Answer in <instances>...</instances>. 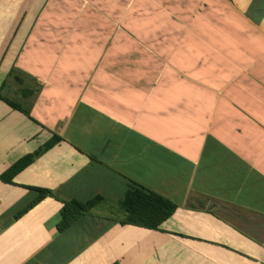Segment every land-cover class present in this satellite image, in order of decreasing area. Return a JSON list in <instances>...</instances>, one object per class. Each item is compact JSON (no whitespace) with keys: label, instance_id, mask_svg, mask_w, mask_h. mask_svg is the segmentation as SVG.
Listing matches in <instances>:
<instances>
[{"label":"crops","instance_id":"1","mask_svg":"<svg viewBox=\"0 0 264 264\" xmlns=\"http://www.w3.org/2000/svg\"><path fill=\"white\" fill-rule=\"evenodd\" d=\"M0 264H264V0H0Z\"/></svg>","mask_w":264,"mask_h":264},{"label":"trees","instance_id":"2","mask_svg":"<svg viewBox=\"0 0 264 264\" xmlns=\"http://www.w3.org/2000/svg\"><path fill=\"white\" fill-rule=\"evenodd\" d=\"M56 139L57 141L59 140L58 137ZM44 150L45 149H40L36 153L20 159L3 176L4 179L12 181L17 173L30 165ZM31 189L36 190L38 196L29 203L17 217L32 209L47 196H56V194L46 188L31 187ZM102 200L103 196L101 195L88 201L76 199L65 200L60 213L59 230L63 232L71 227L83 216L89 214ZM120 206L126 216L125 219L120 221L121 224H132L156 230H160L161 225L174 214L178 207L171 199L135 182L131 185L126 197L121 201Z\"/></svg>","mask_w":264,"mask_h":264},{"label":"rangeland","instance_id":"3","mask_svg":"<svg viewBox=\"0 0 264 264\" xmlns=\"http://www.w3.org/2000/svg\"><path fill=\"white\" fill-rule=\"evenodd\" d=\"M117 210H118L119 212H121V211H122V207H120L119 205H117Z\"/></svg>","mask_w":264,"mask_h":264}]
</instances>
